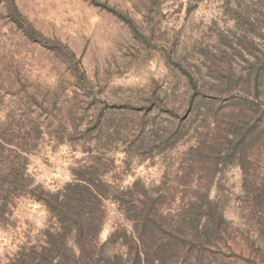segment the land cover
Returning a JSON list of instances; mask_svg holds the SVG:
<instances>
[{
	"label": "rangeland",
	"instance_id": "obj_1",
	"mask_svg": "<svg viewBox=\"0 0 264 264\" xmlns=\"http://www.w3.org/2000/svg\"><path fill=\"white\" fill-rule=\"evenodd\" d=\"M263 50L264 0H0V110H28L42 123L28 172L50 191L71 181L96 154L104 162L115 158L107 175L120 187L141 178L146 186L178 183L181 191L186 178L175 175H181L194 131L208 123L205 110H264L262 96L229 105L235 93L209 90L217 84L209 66L238 70ZM191 108L200 110L194 118ZM95 114L106 126L119 118L125 128L139 122L140 153L122 159L132 133L107 144L85 131ZM174 130L180 137L158 150ZM240 192L239 167L224 166L210 196L223 203L227 220L247 228ZM107 209L102 241L115 221L128 228L115 203L107 201ZM15 215V226L0 227V264H9L20 242H33L47 219L43 206L30 199ZM256 243L264 255V241Z\"/></svg>",
	"mask_w": 264,
	"mask_h": 264
},
{
	"label": "trees",
	"instance_id": "obj_2",
	"mask_svg": "<svg viewBox=\"0 0 264 264\" xmlns=\"http://www.w3.org/2000/svg\"><path fill=\"white\" fill-rule=\"evenodd\" d=\"M247 63L238 70L231 65L209 66L217 84L208 89L235 93L229 95V105L238 103L239 97H264V50ZM76 75L86 78L84 73ZM247 107L204 111L208 123L194 131L181 175H175L186 178L181 191L178 183L146 186L141 178L120 187L114 175H107L115 158L104 162L100 154L77 170L71 181L50 191L28 172V156L39 146L42 123L28 110H0V227L16 225L15 211L27 199L43 206L47 215L35 240L20 242L9 264H264V255L254 249L256 242L264 241V110ZM193 108L188 110L190 118L200 111ZM119 119L106 126V120L95 114L85 131L97 132L107 144L132 133L125 160L143 148L142 125L125 128ZM179 137L174 130L158 150ZM229 164L241 171L239 205L247 228L227 220L223 203L210 196L216 175ZM107 201L116 204L128 228L117 220L102 241Z\"/></svg>",
	"mask_w": 264,
	"mask_h": 264
}]
</instances>
